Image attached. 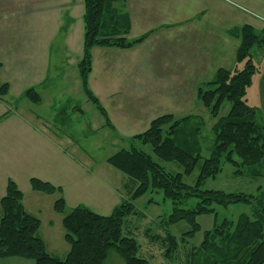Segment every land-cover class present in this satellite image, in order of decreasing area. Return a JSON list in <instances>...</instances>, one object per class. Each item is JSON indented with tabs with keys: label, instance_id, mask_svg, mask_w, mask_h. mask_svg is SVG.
<instances>
[{
	"label": "rangeland",
	"instance_id": "1",
	"mask_svg": "<svg viewBox=\"0 0 264 264\" xmlns=\"http://www.w3.org/2000/svg\"><path fill=\"white\" fill-rule=\"evenodd\" d=\"M127 2L128 0H125L116 3L114 6L116 9H121L130 24ZM9 11L11 13H0V86L3 83L10 85L9 94L4 95L3 100L6 101L7 99L10 108H17V114L22 115L32 124L43 126L44 123H47V129L62 138V145L71 152L70 154L81 161L87 172H90L89 177L86 176L84 180L81 178L82 191L70 192L69 190L66 193V211L72 208L71 203L75 202L77 204L81 201L82 205L89 207L99 215L106 216L111 213L114 206L119 204L121 199H128L129 192L136 186L133 178L110 166L106 160L120 149H129L131 147L130 138L143 132L148 127L151 121L148 123L149 117L146 116L151 114L141 111V108H147L144 104L147 97L139 95L140 91L151 90L152 85L151 83L139 82L138 78L135 77L136 75L125 76L126 72L121 68L128 66V54H117L119 52H115L118 51L115 49L122 48L109 47L115 49L102 48L97 49V52L95 51V62L99 63L96 67L98 69L96 70V85L102 89V92L105 91V81H101L99 74L101 73V77L105 78V73H108V90L113 87L112 91L114 93L118 91L119 93L117 99L112 100L114 103H110L102 97L104 93L102 94L96 89L102 98V103L100 100L99 103L109 112L107 113L109 118L117 125L116 130L110 128L94 103L87 100L82 86H80L77 64L83 51L81 52L82 30L77 28V23H74L75 26L68 35V42L65 43L66 34L64 36L62 33H58L62 19L60 20L56 13H23V8L17 9L15 13L12 10ZM237 11L257 18L264 27V0H220V13H223V15L232 13V17L226 15V19L220 22V27L232 26L230 28L232 29L243 25L245 19H240L241 16H238ZM230 29L227 30L228 35ZM229 37L232 36L229 35ZM235 48L234 40L230 39L220 43V54L223 56L216 63L220 66L218 68H235L237 70L243 68V62H234ZM211 51L210 48L209 58ZM108 59L109 69L101 71L100 69H104V62ZM121 59L126 61L120 63ZM251 59L257 70L244 98L247 104L256 110L257 121L263 122L264 47L254 46L251 49ZM42 61L43 66H41ZM209 62H211V59ZM47 63H49L48 78L59 75L63 79L55 84V87H58L56 93L52 89L46 90L47 92L44 91L45 94L41 104L31 103L24 97V92L39 79L41 73L45 72ZM214 66H207L206 64L203 70L195 72L192 78L189 77L185 82L176 83V94L174 98L172 97L174 104L171 105L174 108L173 113H157L156 116L153 113L152 115L156 118L164 114H171L175 119L191 116L192 119L190 123L184 125V130L197 128V147L202 158H207L210 154L214 139V124L220 117H224L230 108V104L224 101L218 116L214 118L198 100L197 88L213 78L215 72L212 70L216 68ZM138 70L134 73L139 72ZM49 82L46 83L49 84ZM35 88L41 94L42 89L39 86H35ZM92 88L95 87L92 85ZM115 102L120 103L122 109L127 110L128 114L120 115ZM76 106L80 107L83 112L72 109ZM62 108L66 110L67 117L65 113H63V116L58 115ZM138 116H143L141 122L135 120V117ZM142 149L151 155L166 171L171 173L182 171L177 163L165 162L157 158L149 145L143 146ZM15 150L19 151V147L12 145L10 148L7 139H2L0 136V188L6 187L7 180L11 179L10 174L15 176L12 177V180L23 193V203L26 210L38 217L41 222L38 235L44 239L48 252L54 256L64 258L69 246L63 238L62 215L56 213L52 208L54 200L60 195L58 193L44 194L33 191L29 179L24 177L23 171L16 169L14 165L12 166L8 162L9 157L16 153ZM49 153L50 155L53 154L51 151ZM235 159L237 160V158ZM201 162L202 160L198 162L190 175L183 177V181L188 185L195 183ZM235 169L233 165L225 162V160L222 161L220 171L214 177L206 178L200 188L253 194L257 198H261L264 205V179L261 177L255 178L246 173H234ZM116 190H119L118 193H115ZM62 196L65 198L64 194ZM194 203L195 200L192 199L188 202V206ZM133 204L144 216H129L124 222L122 234L136 239L140 246L139 256L145 258L150 264H168V261L162 255V245L151 240L149 238L150 232L145 230L149 228L153 234H163L164 228L160 226V221L167 220L172 210L171 202L164 198L161 191L147 189L142 195L133 200ZM214 208V214L197 216L196 221L201 229L194 236L188 234L184 236L186 239L184 242H180L179 257H183L186 249L198 245L202 239L203 231L211 229L215 223L218 224L223 219L236 222L240 214L251 215L253 210L252 204L245 202L230 203L226 206L215 205ZM188 229L189 225L185 222H178L168 227V230L178 238ZM16 259H0V264H32L30 260ZM104 264H124V261L114 250H110Z\"/></svg>",
	"mask_w": 264,
	"mask_h": 264
},
{
	"label": "trees",
	"instance_id": "2",
	"mask_svg": "<svg viewBox=\"0 0 264 264\" xmlns=\"http://www.w3.org/2000/svg\"><path fill=\"white\" fill-rule=\"evenodd\" d=\"M124 1L83 0V52L77 64L79 78L87 100L94 103L109 127L112 125L108 115L88 85L92 49H127L141 43L149 35L145 33L134 39L127 38L130 30L127 16L114 6ZM228 33L239 42L234 62H243V68H218L211 80L197 88L198 100L214 118L218 116L224 101L230 104L227 114L213 126V145L207 158H202L198 152L197 128L184 130L191 116L175 119L171 114H164L151 120L146 130L133 135L129 149H120L107 158L110 166L133 178L136 186L129 192V198L121 199L106 216L82 204L66 211L61 187L30 178L33 191L60 195L54 200L52 208L62 215L63 238L69 246L64 258L48 252L44 240L38 235L41 225L39 218L25 209L23 193L9 178L5 193L0 198V259L22 258L30 260L32 264H104L109 251L114 250L124 264H150L139 256L140 246L136 239L124 236L122 228L129 216H144L135 208L133 200L147 189H152L161 191L172 205L167 220L160 221V226L164 228L162 235L151 233L149 228L145 230L150 232L151 240L162 245V255L168 264H264L262 199L244 192L200 188L206 178L214 177L220 171L224 160L236 168L234 173L264 179V120L257 121L256 110L244 98L257 70L251 59V49L254 46L264 47V27L256 30L250 24H243L230 29ZM7 92L8 84L3 83L0 86V100ZM24 97L34 104H39L41 100L34 87L26 89ZM72 109L83 112L77 106ZM63 113L67 117L64 108L58 115L63 116ZM61 120L63 123L62 117ZM145 145L151 147L157 158L177 163L182 171H166L142 149ZM200 160L196 181L188 185L183 177L190 175ZM192 199L195 203L188 206ZM237 202L251 203V215L240 214L236 222L223 219L215 223L211 229L203 231L198 245L186 249L183 257H179L180 242L186 239L184 236H194L201 229L196 221L197 216L214 214L215 205L226 206ZM178 222L189 225V229L179 238L168 230L170 225Z\"/></svg>",
	"mask_w": 264,
	"mask_h": 264
},
{
	"label": "crops",
	"instance_id": "3",
	"mask_svg": "<svg viewBox=\"0 0 264 264\" xmlns=\"http://www.w3.org/2000/svg\"><path fill=\"white\" fill-rule=\"evenodd\" d=\"M19 8L24 9L23 13H56V16L60 20L62 19L58 33H62L64 36L66 34L65 43L68 42L69 32L74 28L76 22L77 28L82 30V52L83 0H0V13H11L9 10L15 13ZM127 10L130 17V30L126 35L127 38L134 39L145 33L149 35L143 42L130 49L94 47L88 84L101 103L102 98L98 91L104 93L102 97L105 98V101L114 103L112 100L117 99L119 93L118 91L114 93L113 87L108 90V73H105V78L101 77V73L99 74L101 81H105V91L102 92V89L96 85V70H98L96 67L99 63L95 62L94 54L97 49L102 48L118 50L115 51L119 52L117 54H128V66L121 68L126 72L125 76L136 75L139 82L152 85L151 90L140 91L139 95L147 97L144 102L147 108H141V111L151 114L146 116L149 117L148 123L157 113H173L174 108L171 105L174 104L176 83L185 82L189 77L192 78L193 74L202 71L206 64L207 66L215 65L216 68L220 67L216 63L223 56L220 54L221 42L234 40L236 48L239 43L237 39L229 37L227 34V30L232 26L220 27V22L226 19V15L232 17V13H226V15L220 13V0H128ZM237 14L241 16L240 19H245L242 24H250L258 30L263 27L257 18L244 13L238 12ZM210 48L212 51L209 58ZM210 59L211 62H209ZM125 61V59H121L120 63ZM48 64L39 79L29 86V88L39 86L42 89L39 104L43 102L44 91L52 89L56 93L58 87H55V84L63 79L59 75L48 78ZM41 66H43V61ZM216 68H213L212 71L215 72ZM108 69L109 59L104 62V69L100 70L107 71ZM137 70L139 72L134 73ZM158 75L159 77H157ZM48 81H50L49 84L46 83ZM92 85L95 88H92ZM9 91L10 85L8 84L6 96ZM7 101V99L6 101L0 100V136L2 139H7L10 148L12 145L19 147V151L15 150L16 153L9 157V164L22 170L25 178L37 177L42 181H48L54 186L61 187L67 203L66 193L69 190L70 192L82 191L81 178L84 180L86 176L89 177L90 172H87L81 161L62 145V138L47 129V123H44L43 126L32 124L22 115L17 114V108H10ZM115 104L120 115L128 114L127 110L122 109L120 103L115 102ZM105 111L109 113L106 109ZM153 113L155 116H152ZM141 118L143 116H138L135 117V120L141 122ZM110 123L112 125L110 128L116 130V123L112 119H110ZM33 146L35 147L33 148ZM49 151L53 154L50 155ZM10 175L11 179L15 177L13 174ZM117 191L119 190H116L115 193ZM4 193L5 187L0 188V198ZM81 203V201L77 204L73 202L71 205L74 207Z\"/></svg>",
	"mask_w": 264,
	"mask_h": 264
}]
</instances>
